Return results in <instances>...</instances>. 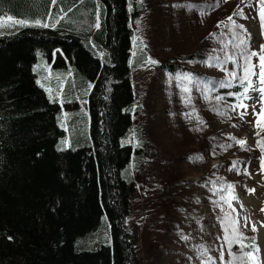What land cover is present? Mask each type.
Listing matches in <instances>:
<instances>
[{"label": "rangeland", "instance_id": "rangeland-1", "mask_svg": "<svg viewBox=\"0 0 264 264\" xmlns=\"http://www.w3.org/2000/svg\"><path fill=\"white\" fill-rule=\"evenodd\" d=\"M128 1L142 9L131 24L132 57L141 45L147 53L131 72L141 108L132 113L133 137L144 143L138 152L141 163H131L135 189L125 221L131 238V264H227L233 259L230 253L239 256L240 249L238 244L227 246L224 225L228 219L239 220L237 208L246 207L242 202L264 233V168L259 164L258 145L253 149L261 116L257 114L264 107L259 91L263 87L260 55L250 56L248 82L252 87L243 97L246 108L238 110L227 99L222 101L216 89L231 79L230 64L236 76L241 69V54L236 55L235 47L240 33L227 18L232 16L237 25L246 28L243 46L259 53L264 44L260 40L264 34L261 6L258 0ZM56 5L57 1L51 4ZM241 9L243 17L233 15ZM80 10L85 17L91 14L83 7ZM9 17L26 20L2 16L0 21L10 24ZM4 28L0 27V35L6 34ZM17 29L19 25L13 32ZM233 31L238 37L235 40ZM169 64L173 65L171 73L165 68ZM33 69L47 98L60 105L56 122L66 133L64 147L84 146L89 136L85 103L90 83L81 96L75 75L70 76L72 67L59 69L46 63ZM185 86L191 91L185 93ZM260 133L264 141V129ZM238 140L246 143L241 146ZM227 185L233 186L231 195L236 197L234 203L240 202L238 206L230 201ZM239 232L258 246L259 257L258 233L243 227L242 222ZM228 234L231 236V228Z\"/></svg>", "mask_w": 264, "mask_h": 264}, {"label": "trees", "instance_id": "trees-1", "mask_svg": "<svg viewBox=\"0 0 264 264\" xmlns=\"http://www.w3.org/2000/svg\"><path fill=\"white\" fill-rule=\"evenodd\" d=\"M56 1L0 0V17L30 22L0 35V264H131L125 221L135 189L131 163H141L140 143L132 144V113L141 108L131 71L144 61L146 47L135 48L132 57L130 24L141 5ZM242 52L252 53L241 47L236 55ZM239 58L240 85L231 95L247 84L239 79L245 64ZM46 63L72 67L81 96L90 83L84 146L64 147L66 133L56 122L60 105L47 98L33 69ZM263 129L264 118L256 145Z\"/></svg>", "mask_w": 264, "mask_h": 264}, {"label": "snow or ice", "instance_id": "snow-or-ice-1", "mask_svg": "<svg viewBox=\"0 0 264 264\" xmlns=\"http://www.w3.org/2000/svg\"><path fill=\"white\" fill-rule=\"evenodd\" d=\"M258 2L260 4V6H261L260 7V11H259L261 27L264 28V0H258ZM52 3H53V5H55L56 4V0H52ZM248 6H252V5H248ZM233 15H239V16L243 17L244 16V12L241 9L239 11V13H234ZM8 19H9V21H11V23L8 24V25H5L2 21H0V27H15L16 25L25 26V25H28L30 23L29 21L22 20V19L17 20V19H13L11 17H9ZM227 19H228L229 22H231L233 28H243L242 25H237L235 23V21L233 20L232 16H229ZM98 21H99V16H97V26H99ZM220 23H223V22H220ZM220 23H218L217 27L220 26ZM34 24L42 26V27H48L49 26L46 23L41 24L40 20H35ZM237 38H238L237 34L233 31L232 39L235 40ZM245 43H246V40L243 39V38H240L239 39V44L235 45V47L241 48ZM262 50H264V46H262ZM241 55H242V57H243V59L245 61V64L243 66L244 67V75L239 77V79H240L241 83L243 84L245 81L249 80V67H248V64H249V60H250V55L251 56H257L258 53L252 52L249 55V54H245V53L242 52ZM231 58L232 57L229 56V59H231ZM259 59H260L259 80H260V84L264 85V56H260ZM149 62L150 63H156V61H149ZM253 74H255V73H253ZM230 75L233 78H236V74L235 73H230ZM184 79L189 81V82L191 81V78L188 77V76L184 77ZM38 83H39V81H38ZM251 87H252V84L249 81V86L244 89V95L245 96L248 93L249 88H251ZM182 90L185 93L191 91L186 86ZM259 91L261 93L262 99H264V87H261L259 89ZM217 99H220V97H217ZM187 100H188V102H190L191 98L188 97ZM236 107H244V108H246L247 106L243 105V104H238V105H236ZM233 110L235 111V108H233ZM257 115H264V107L261 108V112L259 114H257ZM201 123H202V121H201ZM257 126H259V120H257ZM232 139H235V138L232 137ZM237 143H239L241 146H244L246 141L238 140ZM257 144L261 148V152L264 153V141H258ZM230 146L231 145H229V147ZM200 158L201 157H197V159H200ZM190 159H191V157H190ZM261 166H262V168H264V158L261 159ZM233 167H235V165H233ZM232 188H233L232 185H227L226 186V190L229 192L230 195L232 193ZM250 191H254V190L250 189ZM231 198L232 199H236V197L234 195H231ZM222 199H224V197H222ZM225 202L227 203L228 201L226 200ZM261 210L264 211V209H261ZM226 219H228V217H226ZM247 226H248L247 223H245L244 227H247ZM224 228H225V240H226L227 246L229 248H231L233 244H238L239 245V249H240V255L239 256H236L235 254L230 253V255L233 256V259L229 260L227 262V264H237V262H239V264H254V262L257 261V259H258V252H259L258 246L255 245L254 243H247L246 244L244 242L245 241V237L243 236L242 233L239 232V220L228 219V224L224 225ZM229 228H231V236H229V234H228V229ZM252 231H256L255 225L252 226ZM252 239L254 240L255 238L253 237ZM223 257H224V254H223V250H222L221 251V255H220L221 262H223Z\"/></svg>", "mask_w": 264, "mask_h": 264}, {"label": "bare ground", "instance_id": "bare-ground-1", "mask_svg": "<svg viewBox=\"0 0 264 264\" xmlns=\"http://www.w3.org/2000/svg\"><path fill=\"white\" fill-rule=\"evenodd\" d=\"M230 201L232 202V204L235 206V205H239V201H235L234 203V200L233 199H230ZM242 202V201H241ZM243 205H245L247 208L244 209V210H241L240 208H237V210H239V213L241 215H244L246 217V220L243 222V225L245 223H247L248 226H253L255 225L256 227V232L258 233V244H261L262 248H261V253H260V256L258 257L257 261L254 262V264H264V233L260 230L259 226L257 223H255L252 219V217L250 216V213L248 212L249 211V208L247 206V203H243ZM248 210V211H247Z\"/></svg>", "mask_w": 264, "mask_h": 264}]
</instances>
